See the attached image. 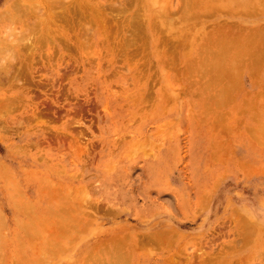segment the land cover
I'll return each instance as SVG.
<instances>
[{"label":"rangeland","instance_id":"374dc122","mask_svg":"<svg viewBox=\"0 0 264 264\" xmlns=\"http://www.w3.org/2000/svg\"><path fill=\"white\" fill-rule=\"evenodd\" d=\"M14 1L0 0V18L15 13L10 9L18 3L30 4V0H17L10 6ZM61 1L68 4L75 0ZM178 1L180 5L186 2ZM241 1L218 0V5L200 7L197 15L196 9L194 14L185 15L177 8L167 17L162 0H133L128 12L137 22L140 20L137 54L126 44L130 32L115 28L113 12L96 28L90 21L87 23L92 26L81 24L78 7L70 9L69 15L77 13L80 19L63 22L56 30H39L31 18L29 26L35 27L31 31L36 36L37 50L21 41L20 48L22 44L29 49L15 52L12 72L21 64L34 69L17 79L24 94L11 105L9 124L4 122L6 116H0V187L6 191H0V264H83L88 260L82 258L85 245L109 239L108 233L151 225H168L183 233L178 240L181 255L219 251L213 256L214 264L223 258L236 259L232 250H220L227 241L240 239L236 236L240 223L250 227L255 223L257 229L253 228V235L241 245L243 249L240 246L243 257L264 242V62L259 75L252 74L255 79L250 76L252 69L250 72L243 66L240 77L229 81L233 86L227 81L226 90L218 91L221 86L217 82L213 89L208 87L206 95L205 77L199 79L196 72L191 77L181 69L190 55L194 56L201 39L206 41V34L216 32L219 25L255 19L264 22V13L239 18L226 9ZM35 4L41 8L40 2ZM92 7L97 11L99 6L85 7L90 9L87 13ZM98 14L95 16L100 17ZM14 20L0 19V39L10 29L20 30ZM144 20L151 34L168 43L174 53L173 64L170 59L162 62L163 56H153V42L145 31ZM158 48L164 49V44ZM41 66L44 76L39 74ZM193 75L199 77L194 79ZM49 78L53 79L54 89ZM4 86L7 83L3 82ZM44 89L51 94L44 93ZM141 95L143 101L139 100ZM211 95L221 105L213 98L207 113L200 98ZM2 96L0 89V108ZM218 96L226 97L224 102ZM39 103H44L47 113L31 117L33 105ZM260 122L262 130L257 126ZM35 135L38 144L22 152L27 139ZM6 193L20 206V213L18 206L13 209L18 222L12 216L13 210L5 205L2 194ZM50 196L54 198L47 201ZM88 200L93 202L88 208L95 211L84 210L91 213L89 221L94 220L91 225L86 223L82 234L81 223L69 220L67 228H60L58 213L44 220L48 209L61 208L65 217L78 214L80 220L81 206ZM201 201L204 204H199ZM106 209L112 211L108 216L99 212ZM116 213L119 215L113 217ZM151 253L159 255L157 250ZM262 257L243 260L246 264H264ZM239 261L235 264L245 263Z\"/></svg>","mask_w":264,"mask_h":264},{"label":"bare ground","instance_id":"6f19581e","mask_svg":"<svg viewBox=\"0 0 264 264\" xmlns=\"http://www.w3.org/2000/svg\"><path fill=\"white\" fill-rule=\"evenodd\" d=\"M15 1L18 2L17 0H15ZM15 1L10 6H12L14 4L16 5L17 3H15ZM19 1L23 2L24 0H19ZM32 1L34 3L31 2V0H30L29 1L30 4H28L27 1H24L26 6L24 3H22V4L18 3L20 6L23 5L22 6V7H24L23 9H22V7H20V9H22V10H19L18 4L15 7L12 6V9H10V10H13V12H15V13L9 12L10 10H9V7L7 6L8 8L7 7L6 8H7V11L9 13L2 14L1 18H0V19H2L3 17H6V19L8 21H9V19L12 20L14 18L15 19L14 22H16L17 26L20 28V30H17L14 32H12L10 29L9 31L6 32L5 36L1 37V39H0V89H2V91L4 93V96H2L3 97V99H2L3 103H2V106L0 108V116H6L7 119L4 122H7V123L10 121L9 120L10 118H8V113L10 112L11 105L13 104V102L15 100H17L18 95L22 96L24 94V91H23L24 89L20 85L21 82L17 79H19L20 75L23 76V74H25L26 72H30V70L34 69V66L31 67V66H28L25 64H21L18 67L16 66V72L15 73L12 72L13 69L15 68L13 59H15V52L16 51L18 52V54H20V52H22V50L28 51V49H29L28 46L30 47L31 50L34 48H36L35 50H37L38 44H37V40L35 39L36 36L31 31V29L34 30L35 27L31 28L29 26V23H30L29 21L31 20V18L34 19V24L37 26V28L39 30H41L42 28H46L47 30H50V29L56 30L57 28H61L63 22H65V23H67V21L73 22L75 19H78V20L80 19V16L77 15L76 12H74V13H76L74 15H69L70 9L76 10L75 7H78L80 9L78 11L81 12V24L83 26H87V25H89L87 22L90 21L91 24L93 25V27L96 28L99 25L106 23V17L108 16L107 14H110L111 12H113L114 15H112V17L114 18V21L116 22V23H114V22L113 23L116 24L115 28L117 29V31L119 30V31L123 32L127 29L128 32H130V35H129L130 37L129 38L127 37L128 42L126 43V44H128V47H131V50L133 49V51L139 47V44H138L139 41L137 39V33H138V30H140V20L137 22L134 15L129 14V12H128L130 4L133 3V0H75V1L68 3V4L65 3L64 0H63L64 3L61 0H36L37 2H35V0H32ZM38 1L40 2V4H42L41 8L39 7V5L35 4V3H39ZM191 1L186 0V2H184V5H180V2L178 0H162V4H161L162 5V11H164L166 16L168 17V15L171 14L170 12H172V14H173L174 9L176 10L177 8L179 9V11L182 10L183 14H185V12H188L191 15H192V12L196 9L197 13H195V14L197 15L200 12L199 8L202 6L206 7L207 5H211V6L218 5L217 4L218 0H191ZM255 1L257 3H252V2H254L252 0H242L240 3H238L236 5H229L226 9L229 12H232V13L234 12L235 14H238L237 16L239 18L241 15L246 16V18H247V16L248 17H251V16L257 17V15H255L257 13L261 14L260 16H263V13H264V2L263 1L264 0H255ZM202 2L204 4H201ZM31 4H35L36 6H38V8L34 7L35 5H33V7H32ZM91 5L99 6L97 8L99 11L97 9L96 10L98 12L95 11V8L92 7L94 10L92 9L91 11H89L87 13V11L91 9L90 8ZM85 7H87V8L89 7L90 9L87 10V8L85 9ZM157 7L160 8V1H159V5ZM55 8H57L59 11L55 10ZM106 9L108 11L105 12ZM175 12H177V11H175ZM95 13L96 14L99 13L98 15H100V17L97 16L98 17L97 18L95 16L96 15ZM193 14H194V12H193ZM122 15H123V18H122ZM181 15H182V13H181ZM93 17H95V18H93ZM187 17H188V15H187ZM108 19H110V18H108ZM115 19H119V21H116ZM184 19H186L185 16H184ZM170 20H172V19H170ZM110 22H111V20H110ZM144 24H145V31L147 33H149L150 41L153 42V49H154L153 56L154 57H158L159 55H160V57L163 56L162 62H164L165 60L169 61V59H170L171 61H169V62L172 63L173 62L172 57H174V53L168 49V46H167L168 43L165 42V40L162 39V37H159V35L151 34L150 25L147 22V20H144ZM92 25H89V26H92ZM227 25L226 24L219 25L216 30L214 29L216 32H214V33L211 32L213 34V37L210 36V35H212L211 33H207L206 36H208L209 38L207 37L208 39H206V41L203 40L205 38L202 36L203 39H201V40L203 42H199V44L197 45V48L194 49L195 50L194 56L190 55L191 57L188 60H186L185 63L183 64V68L181 67L182 73H184V74L189 73V76H191V77H192L191 73H193V72H196L197 75H200V77L199 76L195 77L194 76L195 73H193L194 79L195 78L197 79L198 77H199V79L201 77L202 78L205 77L204 79L207 80L208 84L204 82L206 90L204 88H202L205 90V91H203V95L207 90H209V88L213 89L214 88L213 86L218 85V84H216L217 82L221 86V88L219 90L217 89L218 91L226 90L229 81L230 80L232 81L233 79L235 80L236 78H238L237 75H239V73L242 72L241 69L243 68V66H244V68L247 67V69H249L248 71H250L252 69L251 70L252 73L250 74V72H251L250 71L249 74H250V76H252L253 79H255L253 77V75L255 77H257V75H259L258 72L260 71V68L263 67V62H264V26L263 25H264V22L262 23V21H261V23H260L259 21H257L255 19V20H251L249 22L248 21H246V22L245 21L244 22H237L236 21L235 23L231 24L230 26H227ZM21 41L22 42L26 41V43H28V46L24 47V45L21 44V48H20V42ZM162 44H164V49H159L158 47L160 45L162 46ZM134 53L135 54L138 53L137 49ZM243 60H244V62H243ZM174 65H177V64H174ZM48 67L52 68V65L49 63ZM173 67L176 68V66H173ZM206 67H208V68L206 69ZM36 69H38V68H36ZM44 70L45 69H43V66L39 67V72H40L39 74L41 76L46 75V73H44ZM177 74H178V72H177ZM184 74H182V75H184ZM2 77L4 80L2 79ZM239 77H240V75H239ZM204 79H203V81H205ZM48 80L50 81L51 86H52L53 82H51V81L53 79L51 80V78H49ZM224 80H225V82H224ZM227 81H228V83H227ZM3 82L7 83V86H4L2 88ZM46 82L44 84H46ZM192 82H195V81H192ZM232 82H230V83H232ZM200 83L201 82L199 81V85H198L199 87L201 85ZM220 83H222L223 85ZM230 83H229V85H230ZM13 84L16 86H14ZM191 84L193 85V83H191ZM18 85H20V86L17 89ZM46 85H48V84H46ZM231 85L233 86L234 84H231ZM12 86H14L13 89H11ZM37 86H39V84H37ZM39 87H44V85L43 86L41 85ZM39 87H37L38 90H42V89H39ZM52 87L54 89V86H52ZM189 87H191V86H189ZM202 87H203V85H202ZM218 87L219 86H217L216 88H218ZM45 88H47V87H45ZM188 88L186 86V89H188ZM46 90L44 89V91H45L44 93L51 94V92H46ZM50 90L52 91V88ZM56 90L58 91V88H56ZM14 91H15V93H11ZM206 94H207V92L205 93V95ZM214 96H216V95H214ZM201 97H202V94H201ZM213 98H214L213 96L212 97L205 96L204 98H200V99H203V103H204V104L202 103L203 104L202 109L207 111V113H209L208 112V108H209L208 105L211 106ZM224 98H226V97H223V99L221 98L223 102H224ZM141 99L143 101V99H144L143 95H141V97H139L140 101H141ZM218 99H220V96H218ZM221 99H220V101H221ZM158 100L160 102V99H158ZM214 100H215V103H216V101H218L217 104L221 105L219 103V100H216L215 98H214ZM52 103L53 102L51 100V104ZM157 104H158V102H157ZM224 105H225V103H224ZM37 106L39 108H37ZM37 106H36V104H35V106L33 105V111L30 114L31 117L32 116L35 117L36 114L42 115V114L47 113L46 112L47 110H45V111L43 110L44 103H41V104L39 103V104H37ZM205 111H203V112H205ZM81 114L82 113H79V115H81ZM195 119H196V117H195ZM203 120H204V118H203ZM82 121H84V119L81 117V125H84V123ZM200 121H202V119H200ZM220 122H221V120H220ZM218 123L219 122H215V124H218ZM256 124H255V126H256ZM260 124H261V122L257 125L258 129L260 127L259 126ZM64 127L65 126H63V128ZM85 127L87 129H89V126H85ZM262 127H263V125H261L260 130H262L261 129ZM258 134H261V133L259 132ZM81 135H82V133H81ZM262 135L264 136V133H262ZM79 136H80V133H79ZM34 137L35 138H33V139H29V140L27 139V141H26L27 146H24L22 148V152L28 151L29 145H37L38 144V142H39V139H37L38 135H35ZM255 137L253 135V138H255ZM259 137H261V135ZM254 140H256V139H254ZM258 140H259V138H258ZM262 140H263V138H262ZM77 142H78V140H77ZM71 144H73V143H71ZM78 147H79V145H78ZM80 172L81 171H79L77 173V176L80 174ZM74 177H76V176H74ZM109 184L111 185V180L109 181ZM39 187L40 186H37V188H39ZM1 190L3 192H6L5 190H3L0 187V191ZM142 191L143 190H141V192ZM2 195H4V202H5L6 206L11 208L12 210L15 209L14 207L18 206L17 202L15 200H13L12 196H9L8 193L2 194ZM91 195H94V194H91ZM53 198H54L53 196H50L47 201H52ZM93 200L95 202V199H93ZM209 200H210V198H209ZM201 202L202 203H199V204H201V205L204 204L203 201H201ZM85 203H86V205L81 206V213H80L81 219L80 220H79L80 217H78V214H76L73 218L70 216V218H72V219H70L69 217H68L69 219L67 217H65L63 215V212H65V210L63 208H61V211L59 209H57L58 211L48 209L45 212L46 213L45 216H48V217H44V220L52 219L53 217H55L53 214L58 213V218H60L59 221L61 222L59 224L60 228H67L66 224L69 223V220H70V221H72V223H81V234H82L84 232V230L86 231V229H85L86 223L88 224V221L91 218V217H89V216H91V215H89L91 213H89L88 211L91 210L92 207H91V209H89L88 206H90V205L92 206L93 202L88 200ZM100 205H102V204H100ZM100 205H99V207H100ZM201 205H199V207ZM18 208L19 209L16 208V210H18L17 212L20 213V206H18ZM93 208H96L95 204L93 205ZM202 208H204V206H202ZM84 209L85 210L89 209V210L87 212H85ZM16 210L12 211V216L17 214V212L15 214L13 213ZM106 210H108V209H106ZM109 210L108 211H103V210L101 211L100 210L99 212H105V216H108V214L110 212H112L111 210L110 211ZM91 211H95V209L94 210L92 209ZM106 213H107V215H106ZM113 213H115V212L113 211ZM115 215L118 216L119 214L116 213V214H114L113 217H115ZM13 217H15V216H13ZM17 218L18 217L16 215V217L14 218L16 220V222H18ZM37 219H38V217L34 218V220H37ZM92 220H94V219H92ZM92 220H91V222H92ZM91 222L89 221L90 225H91ZM240 224L241 225L238 226L239 227L238 230L235 229L238 231L236 236H239L240 239L237 238L235 241H233V240L227 241L228 242V243L226 242L227 245H224L225 247L223 246V248L220 250L221 252L226 251V249L232 250L233 253L235 252L236 259L233 256H232L233 258L230 257V260H226L223 258L222 261L220 262L221 264H235V263L240 262L239 260H241V259L244 262L245 260H243V258L244 259L246 258L247 260H249L250 258L253 259L254 257H261V255L263 256L262 258L264 259V242L263 241H261V242L258 241V242H260V244L257 242L258 243L257 245L259 247L257 245H256L257 247L254 246L252 248V250L250 252H248V254L246 256L243 257L240 254L241 252L243 253V250L241 251V249H243V247H244V246L242 247L241 245L246 244V242L249 240L250 236L253 235V232H254L253 228L256 229V226H254L255 223L251 225L252 227H250V225H248V224H246L247 226L243 225L244 223L243 224L240 223ZM87 227H89V225ZM64 230L65 229H61V232H63ZM258 230H260L259 227H258ZM182 234L183 233H180L175 227H169L168 225L163 226V227H160L158 225H151V226H148L144 229H143V227H141L139 229L130 228L127 231L118 230L116 234H112V235L108 233L109 239H107L103 242L91 243L90 245L87 244L84 246V248L82 249V251L84 252V256L82 258L84 260L88 259L90 262L88 260H85V263L83 262V264H144L145 262H147L146 264H214L213 256L215 255V253H218L219 251H217L215 253L213 251L210 253L201 252V253H198V255H194L191 251H189V253L187 252V253H184L181 255V249L179 247L178 240ZM92 237H93V235H92ZM176 238H178V239H176ZM252 241H251V243H252ZM208 243L209 244H207V245L209 246L210 242H208ZM240 246L242 247L241 249H240ZM257 248H260V249H257ZM40 250H42V249H40ZM153 250H157L159 252V255L154 256V253L153 254L151 253V252H153ZM190 250H192V248ZM161 251H162V253H161ZM225 258H228V256ZM239 258H241V259H239ZM83 259H81V260H83ZM224 260H226V261H224ZM86 261L89 263H86ZM220 263H218V264H220ZM80 264H81V262H80ZM244 264H246V261Z\"/></svg>","mask_w":264,"mask_h":264}]
</instances>
